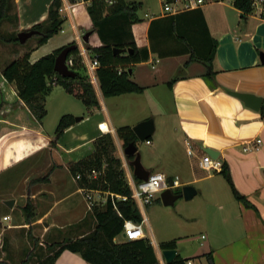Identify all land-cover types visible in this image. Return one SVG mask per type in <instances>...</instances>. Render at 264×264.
Masks as SVG:
<instances>
[{
    "label": "crops",
    "instance_id": "0c3cea01",
    "mask_svg": "<svg viewBox=\"0 0 264 264\" xmlns=\"http://www.w3.org/2000/svg\"><path fill=\"white\" fill-rule=\"evenodd\" d=\"M126 1L141 3L136 12L140 20L131 25V32L136 47L147 48L149 56L132 67L130 79L142 86L143 91L102 96L95 69L87 68L91 55L85 47V43L97 47L101 41L87 14L86 2L72 3L73 10L63 15L65 20L60 31L65 32L67 25L70 32L55 47L72 41L77 44L84 64L82 72L93 85L99 108L88 111L83 105L82 119L67 127L55 144L77 161L93 151V141L99 135L110 133L119 148L117 127H132L151 118L154 132L149 143L145 141L148 150L142 154L143 166L169 179L177 176L180 187L176 189L192 185L196 191L192 209L180 213L176 223L178 229H186V234H164L153 227L144 209L140 210L145 222L143 227L147 225L144 237L150 240L158 263L165 264L159 244L174 240L177 254L190 259L192 264H209L208 253L213 264H264V118L260 108L251 109L230 94V91L251 93L264 102V63L260 57L264 53V21L254 13L243 15L232 0H207L198 10L168 12L163 10L160 0V5L153 10L146 6L145 0ZM13 2L18 33L43 21L51 0ZM180 12L172 32L167 19ZM85 31H91L87 42L82 39ZM38 47H31L29 61L40 57L32 58ZM26 51L20 46L6 55L7 61L5 59L0 66L2 91L11 85L2 78V67ZM10 98L0 100L17 105L11 107V114L0 116L15 118L13 124L20 127V133L11 134L15 127L9 121L0 123V133H7L9 140L8 146L0 152V207L17 208L20 215L13 220L11 214L4 212L0 222H7L3 224L15 229L24 220L19 207L25 197L21 198L22 187L27 185L20 165L43 148L45 140H50L51 144L54 131L42 129V124L34 120L15 91ZM22 116L24 121H20ZM208 149L228 165L235 188L249 205L235 199L221 173H208L199 167L198 162L209 154ZM130 177L134 176L127 175V179ZM10 199L13 205L8 207L5 201ZM64 199L61 197L55 203ZM73 208L69 205L67 210L74 214L77 211ZM4 216L8 218L3 219ZM188 223H193V232L191 227H183ZM118 241H122L121 237ZM54 264L91 263L65 249Z\"/></svg>",
    "mask_w": 264,
    "mask_h": 264
},
{
    "label": "trees",
    "instance_id": "16d2710c",
    "mask_svg": "<svg viewBox=\"0 0 264 264\" xmlns=\"http://www.w3.org/2000/svg\"><path fill=\"white\" fill-rule=\"evenodd\" d=\"M10 1L0 0V23L7 18V9ZM67 1L74 3L81 0ZM82 1L86 2L87 14L93 29L101 41V45L97 47H91L87 43H85V47L90 52L91 59L95 58L98 61V66L95 68V76L102 96L112 97L129 92H142L143 87L130 79L132 67L136 63L146 60L149 56L147 48L136 47L131 32V25L140 20L136 12L141 3L126 0ZM232 2L243 15L252 12V0H232ZM61 5L62 0H51L45 19L27 29L38 31V34L35 35L37 37L36 46L46 43L51 36L61 30L65 20L59 13ZM193 10H198V8ZM179 14H182V12L170 15L169 19H167L170 21L172 32L176 29L175 21ZM156 21H153V25ZM16 35L10 40L19 42ZM71 43L75 42L72 41L68 44ZM64 46L40 56L33 62L29 61L30 50H28L21 56L7 62L1 69L2 78L5 82L14 85L18 100L39 124H41L42 118L46 114L45 98L56 85H61L66 93L79 99L88 111L99 108V101L93 85L88 76L82 72L84 64L78 48L71 50L67 56L72 59L70 69L75 73L74 77H61L54 71L55 57ZM114 48L124 49L125 51L115 54ZM128 49L132 51L127 52ZM150 50H152V47ZM208 60L210 61L211 57ZM16 105V102L1 101L0 115H9L6 108H13ZM260 114L264 118V102L260 106ZM74 123L75 117L73 115H61L55 127L54 139L51 144H55V141L63 135L65 129ZM115 134L121 140L123 146L129 142H135L136 144L138 141L132 128L128 125L117 127ZM147 140H151V136ZM114 150L115 143L112 135L110 133L101 134L93 141V151L75 161L71 166V170L74 173V177L76 174H80L81 178L77 181L81 187L108 191L116 195L125 196L126 199L108 197L101 208L95 207L93 209L92 215L95 226L90 232L77 238L62 241L55 249L52 248L53 244L49 254L39 264H54L57 256L65 249L79 254L91 264H159L147 237L119 242L114 241L115 237L120 235L122 231L124 220L130 219L135 222L142 220L136 203L130 197L131 189L127 183L124 171L120 167L121 161L113 155ZM125 157L127 160L132 158L129 156ZM103 166V173L97 179H89L87 177L91 169H101ZM219 173L225 178L235 199L249 205L245 197L235 188L228 165L225 162L222 163V169ZM133 178L138 181L136 177ZM173 191L180 193L181 189H174ZM156 199L160 201L159 198ZM175 247L174 240L159 244L160 250L175 249ZM206 258L209 264H213L209 253L206 254ZM188 260L190 259L176 254L174 259L167 264H186Z\"/></svg>",
    "mask_w": 264,
    "mask_h": 264
},
{
    "label": "rangeland",
    "instance_id": "374dc122",
    "mask_svg": "<svg viewBox=\"0 0 264 264\" xmlns=\"http://www.w3.org/2000/svg\"><path fill=\"white\" fill-rule=\"evenodd\" d=\"M145 2L151 10L160 5L159 0H145ZM143 10L142 8L140 12ZM7 14V18L0 23V66L5 59L7 61L6 55L10 52L15 51L20 46L30 50L37 41L35 35L29 37L22 44L11 41L10 39L17 33L16 8L13 0L8 5ZM79 16L81 18V15ZM64 31H59L51 36L46 44L39 46L32 54V58L50 53L56 48L58 42L70 32L69 26H64ZM1 88L0 85V98L11 100L10 97H14L15 87L13 84L7 86L4 91ZM44 104L46 114L42 118L41 126L45 132L55 130L61 115L73 114L74 117H77L81 116V112L84 111L82 102L73 95L66 93L61 85L53 87L51 93L46 96ZM7 109H9L7 113L11 114V107H7ZM129 114L128 112V116ZM6 116H0L1 124H5V121L15 124V118H7ZM24 119L22 116L20 121H24ZM12 126H10L11 129ZM14 127L15 131L11 134L16 135L20 127L17 125ZM2 128L6 129L5 126ZM38 132L40 133V130ZM7 138V133H0V152L8 146L9 140ZM136 144L143 163L142 154L147 152L148 146L145 141H137ZM44 145L30 159L25 160L20 165L22 175L27 178L26 188L22 187L21 190V194H24L21 198L25 197L20 202L22 207H19L24 220L15 229H10L3 224L7 222H0V264H39L49 254L53 244L52 248L55 249L62 241L77 238L90 232L95 226L92 211L95 207L101 208L104 204L103 198L101 200L96 195H93L94 201L89 204L85 197L78 192L81 186L71 170V166L76 161L72 158V154H68L65 149H61L56 144H50V140H45ZM123 148L122 142L119 148L115 145L113 155L121 161L120 167L128 181L127 175L132 176V167L123 154ZM26 192H28L27 195H25ZM61 197L66 199L58 204L55 203ZM69 205L74 207L73 209L77 212L73 214L68 211ZM192 207L193 197L189 200L182 197L178 198L171 206H165L161 201H153L144 207V214L155 229L164 231L166 235L186 234L184 233L187 232L186 229H178L176 223L180 219L179 214L189 212ZM48 211L50 212L47 214ZM4 212L11 214L13 220H16L20 215L17 208L9 210L0 207V217ZM183 227H187V229L191 227L193 232V223H188ZM143 232L147 234V225H144ZM118 240H120V235L116 237L115 242H119Z\"/></svg>",
    "mask_w": 264,
    "mask_h": 264
},
{
    "label": "built area",
    "instance_id": "2783aa9c",
    "mask_svg": "<svg viewBox=\"0 0 264 264\" xmlns=\"http://www.w3.org/2000/svg\"><path fill=\"white\" fill-rule=\"evenodd\" d=\"M206 1L207 0H160L162 4V8L165 12L194 9V8H197L205 4ZM71 4L72 3L69 1L64 2V4L62 2L61 7L59 8V13L62 17L68 11L72 12L73 6ZM251 13H254L261 20L264 21V0H252V12ZM60 31H62V29ZM66 64L68 68H70V65L72 64V59L67 57ZM97 66H98V61L95 58L90 59L88 61V64H87L88 69L94 70ZM146 142L149 143L148 140ZM188 153L190 154L191 151L188 150ZM198 164L201 169L205 170L208 173L219 172L222 169V161L218 158H212L209 154L203 155L200 158ZM103 168L104 166L101 169H91L88 172L87 177L89 179H97L99 175H102ZM159 176L164 177L163 182L158 181L155 185H151L152 187H155L158 190L154 192L143 191L144 187L149 186L151 178H158ZM80 178H81L80 174L75 175L76 180H79ZM127 183L129 184L130 189H131L130 197L136 203L139 211L141 209H144L146 205H149L153 201H155L157 197L159 198L160 193L164 189L169 188L171 190H174L180 187L179 179L177 176L169 180L168 177H166L161 172H150L147 180L135 181L133 177L132 178L130 177ZM79 191L83 194L86 202L89 204H91L94 201V198H93L94 193H97L99 198H103L104 202L106 201L108 197H114L116 199H122V200L126 199L125 196L116 195L111 192L102 191L99 189H90L87 187H80ZM101 194H103L104 196H101ZM7 218L8 216L3 217V219H7ZM144 223L145 222L143 220V216L140 222H135L130 219L124 220L122 224V231L120 233L121 240H135V239L143 238L144 237V232H143ZM186 264H192L191 260H188Z\"/></svg>",
    "mask_w": 264,
    "mask_h": 264
},
{
    "label": "water",
    "instance_id": "95a60500",
    "mask_svg": "<svg viewBox=\"0 0 264 264\" xmlns=\"http://www.w3.org/2000/svg\"><path fill=\"white\" fill-rule=\"evenodd\" d=\"M38 34L37 30L30 29V30H23L17 33V39L18 41L22 44L24 43L29 37ZM91 34V31H88L83 34L82 39L84 42L88 41V37ZM74 48H77L76 43H71L68 45H65L60 52L56 55L55 60H54V71L60 75L61 77H74L75 73L68 68L66 64V58L71 50ZM114 53H121L124 52V49L120 48H114L113 49ZM131 49H128L127 52H131ZM261 57V62L264 63V53L260 54ZM208 71L211 70L209 66H207ZM130 72V71H129ZM230 94L237 97L243 103L254 110H258L262 104V98L259 96H256L251 93H240V92H234L230 91ZM82 118L81 116L75 117V121H80ZM132 131L137 138L138 141H147L148 137L151 136L154 132V125H153V120L151 118L142 120L135 124L134 126L131 127ZM209 155L212 158L217 157V153L214 151H210L209 149L206 150ZM123 154L124 156H129L132 157L129 160V163L132 167V175L136 177L138 180H147L150 170L146 169L142 162H141V154L139 150L137 149V145L135 142H129L126 144L123 148ZM196 191L192 185H185L181 187V192L180 193H175L173 190L166 188L164 189L160 195H159V200L161 203L165 206H171L173 203L178 199V198H184L185 200L191 199L195 195ZM5 204L8 207H11L13 205V200H7L5 201ZM162 257L165 261V264L171 262L174 257L177 254L176 249H164L161 250Z\"/></svg>",
    "mask_w": 264,
    "mask_h": 264
},
{
    "label": "clouds",
    "instance_id": "9594fccd",
    "mask_svg": "<svg viewBox=\"0 0 264 264\" xmlns=\"http://www.w3.org/2000/svg\"><path fill=\"white\" fill-rule=\"evenodd\" d=\"M163 180H164L163 176H159L158 178H151L149 186L144 187L143 191L154 192V191L158 190L155 187H152L151 185H155L158 181L163 182Z\"/></svg>",
    "mask_w": 264,
    "mask_h": 264
}]
</instances>
